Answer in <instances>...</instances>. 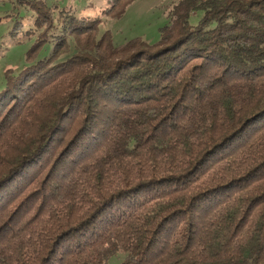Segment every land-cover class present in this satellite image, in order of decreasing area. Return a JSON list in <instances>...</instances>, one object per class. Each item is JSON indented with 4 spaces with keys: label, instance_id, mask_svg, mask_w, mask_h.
I'll list each match as a JSON object with an SVG mask.
<instances>
[{
    "label": "trees",
    "instance_id": "trees-1",
    "mask_svg": "<svg viewBox=\"0 0 264 264\" xmlns=\"http://www.w3.org/2000/svg\"><path fill=\"white\" fill-rule=\"evenodd\" d=\"M5 1L52 48L0 88V264H264V0H175L118 44Z\"/></svg>",
    "mask_w": 264,
    "mask_h": 264
},
{
    "label": "rangeland",
    "instance_id": "rangeland-1",
    "mask_svg": "<svg viewBox=\"0 0 264 264\" xmlns=\"http://www.w3.org/2000/svg\"><path fill=\"white\" fill-rule=\"evenodd\" d=\"M48 1L50 4L70 6L78 15L99 16L101 18L100 31L97 32V35L102 30H109L112 41L118 44L135 36H141L150 41L158 38L160 27L167 19L165 9L169 8L175 0H131L120 16H108L101 13L102 9L108 5V0ZM6 13L9 14L6 15ZM31 14L32 10L20 3L11 1L0 3V88L4 84V73L7 68H10L12 73H16L25 64L31 62V58H35V52L29 51L32 49L36 37L21 33V30L29 26ZM16 19H22L23 26L19 29L18 34H10ZM68 41L71 43L70 47L67 50H62L60 57L74 51L72 37H68ZM51 48L52 43L45 41L36 53V58L49 54ZM28 57L31 58L28 59ZM117 259L113 258L110 263L115 264Z\"/></svg>",
    "mask_w": 264,
    "mask_h": 264
}]
</instances>
